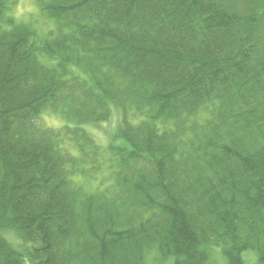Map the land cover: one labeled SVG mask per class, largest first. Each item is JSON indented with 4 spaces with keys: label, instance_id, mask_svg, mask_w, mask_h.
Wrapping results in <instances>:
<instances>
[{
    "label": "trees",
    "instance_id": "obj_1",
    "mask_svg": "<svg viewBox=\"0 0 264 264\" xmlns=\"http://www.w3.org/2000/svg\"><path fill=\"white\" fill-rule=\"evenodd\" d=\"M36 2L0 0V264H264V0Z\"/></svg>",
    "mask_w": 264,
    "mask_h": 264
},
{
    "label": "rangeland",
    "instance_id": "obj_2",
    "mask_svg": "<svg viewBox=\"0 0 264 264\" xmlns=\"http://www.w3.org/2000/svg\"><path fill=\"white\" fill-rule=\"evenodd\" d=\"M16 5L11 12V15L16 17L18 20L28 23L32 18L37 15V2L36 0H14ZM48 21L40 20L37 27H42L45 25L47 28L49 25L46 24ZM122 122V113L119 109H114L111 118L103 123L97 125H91L87 127V130L99 141L101 144L109 143V140L113 134L117 131L119 125ZM40 124L44 127L59 130L65 125V121L57 114L48 111L41 116ZM9 237V236H8ZM12 243L17 249L23 252V244L16 237L10 236ZM250 256H252L250 254ZM210 264H226L221 252L211 251L210 252Z\"/></svg>",
    "mask_w": 264,
    "mask_h": 264
}]
</instances>
